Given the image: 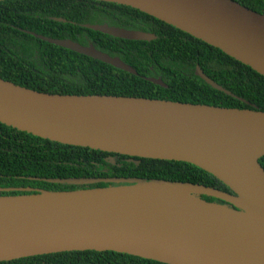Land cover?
Here are the masks:
<instances>
[{
    "label": "water",
    "instance_id": "water-1",
    "mask_svg": "<svg viewBox=\"0 0 264 264\" xmlns=\"http://www.w3.org/2000/svg\"><path fill=\"white\" fill-rule=\"evenodd\" d=\"M99 1L135 8L264 76L263 13L234 0ZM83 26L123 39L155 38L150 32L105 23ZM27 33L136 74L119 57L91 43ZM194 73L231 94L198 65ZM145 79L166 86L160 78ZM0 122L62 144L188 162L230 190L138 177L42 179L72 185L109 183L68 190L0 187V192H20L0 194V261L111 250L166 264H264V169L258 161L264 155V111L135 96L48 93L0 77Z\"/></svg>",
    "mask_w": 264,
    "mask_h": 264
},
{
    "label": "trees",
    "instance_id": "trees-1",
    "mask_svg": "<svg viewBox=\"0 0 264 264\" xmlns=\"http://www.w3.org/2000/svg\"><path fill=\"white\" fill-rule=\"evenodd\" d=\"M264 14V0H234ZM53 18H62L58 21ZM150 32L151 40L114 37L83 24ZM88 42L119 57L136 74L42 40ZM228 90L213 88L194 68ZM0 77L27 88L60 94H105L158 98L264 111V76L178 28L122 4L99 0L0 1ZM146 77L160 78L166 86ZM264 169V155L258 159ZM138 177L187 181L230 192L220 180L183 161L129 157L62 144L0 122V187L68 190L109 183L72 185L43 178ZM16 192H0V194ZM210 201L222 202L208 196ZM0 264H166L111 250H73L33 255Z\"/></svg>",
    "mask_w": 264,
    "mask_h": 264
},
{
    "label": "flooded vegetation",
    "instance_id": "flooded-vegetation-1",
    "mask_svg": "<svg viewBox=\"0 0 264 264\" xmlns=\"http://www.w3.org/2000/svg\"><path fill=\"white\" fill-rule=\"evenodd\" d=\"M102 23L108 24L106 21H102ZM102 23H101V24H102ZM88 43H89V42H88ZM88 43H87V44H88Z\"/></svg>",
    "mask_w": 264,
    "mask_h": 264
}]
</instances>
